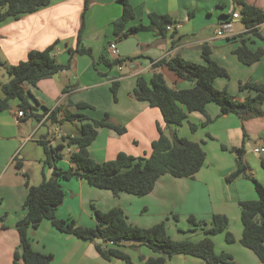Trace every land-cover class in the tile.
<instances>
[{
  "label": "crops",
  "instance_id": "crops-1",
  "mask_svg": "<svg viewBox=\"0 0 264 264\" xmlns=\"http://www.w3.org/2000/svg\"><path fill=\"white\" fill-rule=\"evenodd\" d=\"M129 1L134 7L135 19L128 24V28L148 25L149 15L153 13L169 15L175 24L166 36L155 31L135 33L131 37L137 39L141 49L129 57L132 60L112 68L99 60H114L110 55V44L119 45L125 40L114 34V22L122 16V5L118 0H91L87 10L85 0H52L48 7L24 15L19 20L0 22V64L16 65L25 61L29 52L43 51L56 44L53 56L60 64L68 66L56 77L44 79L37 86L24 83L34 115L19 117L18 99L10 100L9 109L0 110V264H13L14 253L20 245L16 224L27 214L24 203L29 191L24 174L29 175L32 186L42 183L44 172L48 178L51 176V171L44 169L45 153L39 141L47 137L55 145L65 136H79L81 133L79 123H51L50 112L44 114L46 110L62 107L63 113L76 112L68 101L84 102L92 109L80 112L92 120H100L109 114L114 124L125 127L123 135L108 128L98 130L89 152L96 162L104 163L114 160L121 152L134 157L150 156L152 143L160 136L159 127L165 135L172 137L174 129L167 127L160 110L134 97L137 79L143 76L149 80L154 73H161L173 89H190L194 83L181 79L167 66L156 68V62L180 56L204 64L201 47L208 46L212 59L229 73L228 78L215 81L217 89H227L236 98L244 100L255 94L240 91L241 83L264 82V57L257 64L246 66L233 53L241 45V35L247 32L241 19L234 20V35L231 38L216 36V30L226 19L224 15L231 18L237 10L232 0ZM246 3L264 10V0H246ZM82 27V46L92 50L97 67L88 55L71 57L69 54L70 49L77 47ZM258 31L264 38V23ZM246 38H251L247 44L252 49L264 47V39L250 35ZM114 81L120 82L116 102L110 90ZM0 83L5 84L4 81ZM0 98H4L1 87ZM261 111V115L243 123L234 114L223 115L218 105H208L210 123L202 126L205 118L193 113L176 130L178 136L201 143L206 152L205 165L194 178L164 175L157 181L154 190L143 197L128 193L115 196L111 191L92 187L82 179L62 181L66 198L58 208L57 217L72 218L78 225L92 227L96 224L92 205L103 212L119 207L132 225L149 228L165 221L168 231L175 222L171 216L177 215L179 220H183L193 215L210 223L214 215L221 214L229 218L228 231L234 236L233 244L237 245L243 232L239 203L257 200L258 196L253 182L246 177L227 181V177L236 170V156L230 150L244 145L249 172L264 186V153L255 152L257 148H264V104ZM191 125L198 127L196 132H192ZM75 151L73 147L65 150L59 166L69 167L70 155ZM30 236L35 251L53 256L52 264H143L135 257H131V263L117 258L106 260L101 257L94 242L62 233L48 220H44L37 230H31ZM171 238L177 241L187 239ZM213 241L215 249L221 250L218 253L232 255L237 264L245 262L241 257L254 264L259 261L255 254L252 256L247 252L251 251L249 249H230L224 247L219 239ZM225 243L233 245L226 240ZM125 249L122 248L129 255ZM157 256L153 252L141 255L145 260ZM195 259L198 258L177 255L165 264H201Z\"/></svg>",
  "mask_w": 264,
  "mask_h": 264
},
{
  "label": "trees",
  "instance_id": "trees-1",
  "mask_svg": "<svg viewBox=\"0 0 264 264\" xmlns=\"http://www.w3.org/2000/svg\"><path fill=\"white\" fill-rule=\"evenodd\" d=\"M51 2L52 0H0V22L8 19L19 20L24 15L48 7ZM90 2L91 0H85L86 10ZM118 2L122 5V16L114 22L116 37L127 39L139 31H155L158 35L166 36L168 34L167 27L175 24V20L169 15L153 13L149 15L148 25L140 24L128 28V24L135 19L134 7L129 0H118ZM232 3L239 9L241 22L247 29L246 34L240 37L241 45L233 53L243 65H255L263 59L264 47L252 49L247 44L251 38H246V36L264 39L258 31V27L264 23V10L249 5L246 0H232ZM224 17L225 20L229 18L227 15ZM82 34L83 27L78 35L77 47L70 49L69 54L71 57L88 55L94 60V66L97 67L98 63L93 57L92 50L82 46ZM55 47L56 44H53L43 51L33 50L29 52L25 61L16 65L1 63L10 77L7 83H0L4 94V98H0L1 111L10 108V100L18 99L20 111H23L24 115H34V108L29 104V94L24 88V83L37 86L40 81L52 78L68 68V66L60 64L53 56ZM201 50L204 64L176 56L162 59L154 65L156 68L167 66L181 79L193 82V88L173 89L167 84L161 73H154L149 80L143 76L137 79V86L133 92L134 97L139 101L147 102L153 108H158L167 127L174 129L172 137L169 138L159 127L160 136L152 143V153L148 157H134L121 152L114 160L98 163L90 156L89 152L90 145L98 136V130L108 128L123 135L126 133L125 127L114 124L109 114H105L100 120H92L80 112L92 109L89 104L84 102L68 101L69 105L75 107L76 112L63 113L62 107H57L53 111H45L44 114L50 112L49 121L51 123H79L81 133L79 136H65L55 145L47 137L39 141L45 153L44 169L50 170L51 176L48 178L44 172L42 183L32 186L29 182V175L24 174L25 184L29 189L24 203L27 214L16 224L20 245L14 253L13 264H52L53 256L35 251L30 236V231L37 230L44 220L50 221L53 227L62 233L94 242L99 254L106 260L117 258L131 263L130 255L122 250L123 245L129 242L134 248L145 246L158 255L148 260L140 257L143 264H165L177 255L195 257L203 260L206 264H236L232 255L216 252L214 241L211 238L225 234L228 244L235 242L234 236L228 231L230 220L225 215H214L210 223L200 221L193 215L189 216L188 221L205 235L202 240L197 242L189 239L173 240L168 235L165 221L149 228L132 225L128 222L124 210L119 207L103 212L92 205L91 209L96 221L92 227L78 225L72 218L60 219L57 217L58 208L66 198V192L61 185L62 181L74 178L82 179L92 187L111 191L115 196H119L120 193H128L143 197L154 190L157 181L164 175L174 178H194L205 165L206 152L201 143L178 136L176 130L193 113H199L205 118L202 126L210 123L211 118L207 112L208 105H218L223 115L234 114L243 123L262 114L264 82L241 83L240 91H250L255 94L247 96L244 100L236 98L227 89H217L215 81L218 78H228L229 73L226 68L212 59L211 49L208 46H202ZM127 60L132 59L120 57L109 62L105 58H101L99 62H104L112 68L116 65H123ZM119 87L120 82L114 81L110 88L115 102ZM197 129L196 125H191L192 132H196ZM246 137L245 134L244 138ZM72 147L76 151L70 155L71 165L67 168L60 167L59 163L64 158V151ZM230 151L236 155V170L227 177V181L232 182L241 176L246 177L253 182L258 196L257 200L239 203L243 226L240 244L251 250L261 264H264V186L249 172L244 158V145L233 147ZM18 168L20 167L18 166ZM174 218L178 220L177 215ZM96 240H102V243H98Z\"/></svg>",
  "mask_w": 264,
  "mask_h": 264
},
{
  "label": "rangeland",
  "instance_id": "rangeland-1",
  "mask_svg": "<svg viewBox=\"0 0 264 264\" xmlns=\"http://www.w3.org/2000/svg\"><path fill=\"white\" fill-rule=\"evenodd\" d=\"M236 13L239 16L238 20H240L241 15H240L239 9L236 10ZM9 80H10V77H9L8 73L6 72L5 68L1 65L0 66V81H4L5 83H7ZM257 156H259V155H257ZM262 156H264V154ZM91 212H92V209H91ZM92 216H93V213H92ZM170 218L175 221L173 227H171V228L169 227V230L167 231L168 235L170 237H173V238H177V237L178 238L179 237L184 238V237H186L187 239H192V241H196V242L202 240L205 237L204 233L201 230L198 231L197 230L198 227H194V225L190 221H188V219L179 220V218H178V220H176L173 216H171ZM211 238H212V240H218V239L221 240V243H222V245H224V247H228L230 249L240 248L242 250H246L242 245H240V243H238L237 245H235V244L227 245L225 243V238H224L223 234H219V235L211 237ZM123 246H124V248H126L125 251H128L130 253L129 254L130 257H135L137 260L140 259L142 253H144V252L152 253L145 246H136L134 248V247H132V243H129V242L125 243ZM218 251L220 252L221 250H218ZM218 251L216 250V252H218ZM247 252H250V254H252V256H255L254 253H252V251H247ZM241 258L245 261L243 264H254L250 260L246 259L245 257H241ZM195 260H197L201 264H206L203 260H198V259H195ZM259 263L261 264L260 261H258L257 264H259Z\"/></svg>",
  "mask_w": 264,
  "mask_h": 264
},
{
  "label": "built area",
  "instance_id": "built-area-1",
  "mask_svg": "<svg viewBox=\"0 0 264 264\" xmlns=\"http://www.w3.org/2000/svg\"><path fill=\"white\" fill-rule=\"evenodd\" d=\"M239 16L236 12H234L231 16V18L224 20L219 28L216 30V36L219 38H231L234 35V20L238 19ZM173 29V25H170L167 27V31H170ZM110 55L114 59L120 58L119 48L116 43H111L109 46ZM19 117H23V111L18 112ZM70 151V150H69ZM255 152L260 154L264 153V148H257L255 149Z\"/></svg>",
  "mask_w": 264,
  "mask_h": 264
},
{
  "label": "water",
  "instance_id": "water-1",
  "mask_svg": "<svg viewBox=\"0 0 264 264\" xmlns=\"http://www.w3.org/2000/svg\"><path fill=\"white\" fill-rule=\"evenodd\" d=\"M118 48L121 57H130L135 53V51L141 49L137 39L134 37H129L124 41H121L120 44L118 45ZM56 76L57 75H55V77ZM96 242L102 243V240H96Z\"/></svg>",
  "mask_w": 264,
  "mask_h": 264
}]
</instances>
